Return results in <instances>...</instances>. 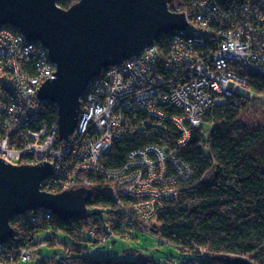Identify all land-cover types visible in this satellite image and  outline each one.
I'll return each mask as SVG.
<instances>
[{
  "label": "built area",
  "instance_id": "obj_1",
  "mask_svg": "<svg viewBox=\"0 0 264 264\" xmlns=\"http://www.w3.org/2000/svg\"><path fill=\"white\" fill-rule=\"evenodd\" d=\"M169 8L184 11L188 27L165 34L139 56L92 79L77 128L64 141L58 123L40 119L44 101L36 91L56 71L48 48L16 27L0 26V157L14 165L49 161L53 170L42 188L54 193L80 183L92 189L93 181L82 173H100L110 184L105 192L128 222L177 247L147 227L148 221L164 200L177 197L178 182L191 179L192 166L180 150L208 109L234 95L251 96L249 71L264 76V0H173ZM167 120L181 133L174 145L151 143L129 150L120 166L105 163L116 141ZM112 237L110 231L100 240ZM36 257L32 247L21 246L14 264ZM58 264L87 263L66 259Z\"/></svg>",
  "mask_w": 264,
  "mask_h": 264
},
{
  "label": "trees",
  "instance_id": "obj_2",
  "mask_svg": "<svg viewBox=\"0 0 264 264\" xmlns=\"http://www.w3.org/2000/svg\"><path fill=\"white\" fill-rule=\"evenodd\" d=\"M77 1L58 0V4L68 8ZM247 76L248 86L255 95H264V76L252 71ZM249 105L248 97L234 95L225 105L208 109L201 125L192 129L190 138L181 147L180 155L192 166L193 175L187 182H178L176 198L164 200L155 215L160 227H154V231L176 244L184 255H195L175 264H264V123L252 128L241 122L240 115ZM40 119L48 124L58 123L57 106L44 101ZM207 122L211 126L206 130ZM180 136L179 129L170 120L164 125L142 127L135 136L116 141L105 163L120 166L126 161L129 150L151 143L174 145ZM82 176L94 183L83 216L63 220L54 213L47 217V209L36 208L13 218L15 235L1 246L2 263L14 264L18 260V249L27 246L37 254L29 264H58L66 259L87 264H159L146 254L137 260L70 256L68 253L40 260V246L63 245L66 252L71 250L52 228L79 240L87 237L96 248L116 242V239L101 242L100 237L110 231L126 236L137 230L105 192L110 184L100 173L84 171ZM45 230L49 234L35 241L36 235ZM91 230L94 235L90 234ZM201 247L205 248V254ZM72 249L82 252L78 247Z\"/></svg>",
  "mask_w": 264,
  "mask_h": 264
},
{
  "label": "water",
  "instance_id": "obj_3",
  "mask_svg": "<svg viewBox=\"0 0 264 264\" xmlns=\"http://www.w3.org/2000/svg\"><path fill=\"white\" fill-rule=\"evenodd\" d=\"M172 1L78 0L64 8L58 0H0V26L11 25L43 43L56 65L55 77L36 93L57 106L60 140L75 132L92 79L139 56L165 34L188 27L184 11L170 10ZM52 170L49 161L14 165L0 157V250L15 235L16 215L45 208L70 220L86 212L91 189L85 183L57 193L42 188Z\"/></svg>",
  "mask_w": 264,
  "mask_h": 264
},
{
  "label": "rangeland",
  "instance_id": "obj_4",
  "mask_svg": "<svg viewBox=\"0 0 264 264\" xmlns=\"http://www.w3.org/2000/svg\"><path fill=\"white\" fill-rule=\"evenodd\" d=\"M251 96H248L250 100V105L248 110H245L240 115L241 122L249 124L250 127L255 128L256 126L264 123V95H255L254 90L250 89ZM211 126L210 123H205V129L207 130ZM90 189V188H89ZM90 211L93 209L90 208ZM105 215L104 212H102ZM147 227L154 228L160 227V222L156 217L151 218L148 221ZM52 231L56 234L57 238L62 242L66 243L70 251L66 252L65 246H40L38 251L41 253L40 260H48L53 255H66L70 256L81 255H91L98 258H108L114 257L120 260H137L140 255L146 254L151 256L159 264H175L186 262L194 258V254L184 255L181 250L167 243H160L159 239L150 233L142 230H132V235H115L111 238V242L116 239L114 244H108L96 248L95 244L89 240L87 237L85 239L79 240L77 237L66 233L61 229H53ZM49 232L47 230L42 231L37 234L35 241H39L45 238ZM159 233L157 232V235ZM73 247H78L82 252H77ZM92 250V251H91Z\"/></svg>",
  "mask_w": 264,
  "mask_h": 264
}]
</instances>
